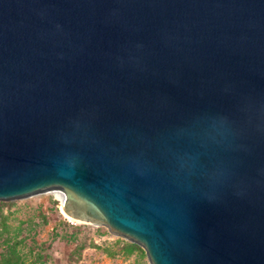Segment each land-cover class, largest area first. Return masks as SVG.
Here are the masks:
<instances>
[{"label": "water", "instance_id": "95a60500", "mask_svg": "<svg viewBox=\"0 0 264 264\" xmlns=\"http://www.w3.org/2000/svg\"><path fill=\"white\" fill-rule=\"evenodd\" d=\"M56 190L150 264H264V0H0V202Z\"/></svg>", "mask_w": 264, "mask_h": 264}, {"label": "rangeland", "instance_id": "374dc122", "mask_svg": "<svg viewBox=\"0 0 264 264\" xmlns=\"http://www.w3.org/2000/svg\"><path fill=\"white\" fill-rule=\"evenodd\" d=\"M61 197L65 202L66 194L56 190L6 202L13 203L5 208V212L11 214L19 238L35 242L30 247L35 248L30 258L34 264H150L147 255L143 258L139 253L130 256L120 252L110 254L108 247H116L117 240L126 239L114 235L104 226L70 219ZM41 206L51 214L50 224L41 221ZM100 228L107 232L101 233ZM30 248L26 247V250Z\"/></svg>", "mask_w": 264, "mask_h": 264}, {"label": "trees", "instance_id": "16d2710c", "mask_svg": "<svg viewBox=\"0 0 264 264\" xmlns=\"http://www.w3.org/2000/svg\"><path fill=\"white\" fill-rule=\"evenodd\" d=\"M13 203L0 202V264H34L30 260L33 257L35 248L34 241L29 243L27 238H19L20 234L18 227L13 225L11 214L5 212L6 207H10ZM39 217L45 224H50L52 221L51 214L41 206ZM101 233H106L105 228H100ZM57 230V227H56ZM116 247H108V252L112 255L120 252L125 255H133L139 253L143 258L146 257V252L137 244L119 239L115 242ZM29 247L30 250H26Z\"/></svg>", "mask_w": 264, "mask_h": 264}, {"label": "bare ground", "instance_id": "6f19581e", "mask_svg": "<svg viewBox=\"0 0 264 264\" xmlns=\"http://www.w3.org/2000/svg\"><path fill=\"white\" fill-rule=\"evenodd\" d=\"M60 199L62 200V202H64V198L63 197H61Z\"/></svg>", "mask_w": 264, "mask_h": 264}]
</instances>
